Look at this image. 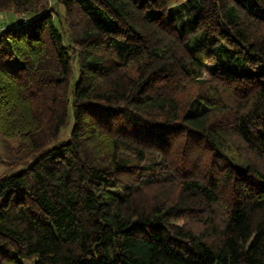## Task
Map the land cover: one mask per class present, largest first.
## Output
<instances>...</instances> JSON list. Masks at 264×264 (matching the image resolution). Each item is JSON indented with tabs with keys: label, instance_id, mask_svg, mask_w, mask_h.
I'll return each mask as SVG.
<instances>
[{
	"label": "trees",
	"instance_id": "16d2710c",
	"mask_svg": "<svg viewBox=\"0 0 264 264\" xmlns=\"http://www.w3.org/2000/svg\"><path fill=\"white\" fill-rule=\"evenodd\" d=\"M55 1L0 0V264H264V0Z\"/></svg>",
	"mask_w": 264,
	"mask_h": 264
},
{
	"label": "rangeland",
	"instance_id": "374dc122",
	"mask_svg": "<svg viewBox=\"0 0 264 264\" xmlns=\"http://www.w3.org/2000/svg\"><path fill=\"white\" fill-rule=\"evenodd\" d=\"M56 4L55 0H47V6L48 8L51 6H54ZM60 11L63 12V8H60ZM31 16H26V14H17L16 12L13 11H4L0 12V26L7 27L8 25H12L15 23L22 24L26 21H30ZM58 27L61 31V33L64 35L66 43L69 44L68 42V37L66 35V29L65 27L62 28L60 24H58ZM70 52H73V49L70 48ZM70 128L68 127L67 129L64 130L63 134L60 137V140H66L69 138V132ZM13 145H16V141L12 140ZM0 155L5 156V149H4V138L0 133ZM22 166H17L15 170H21ZM8 170V165L5 162L0 161V176L4 174ZM35 258H32L30 260H26L25 264H34Z\"/></svg>",
	"mask_w": 264,
	"mask_h": 264
},
{
	"label": "built area",
	"instance_id": "2783aa9c",
	"mask_svg": "<svg viewBox=\"0 0 264 264\" xmlns=\"http://www.w3.org/2000/svg\"><path fill=\"white\" fill-rule=\"evenodd\" d=\"M18 23H15V24H12V25H8L7 27H4V26H0V34H2V32L10 27H13V26H17Z\"/></svg>",
	"mask_w": 264,
	"mask_h": 264
}]
</instances>
